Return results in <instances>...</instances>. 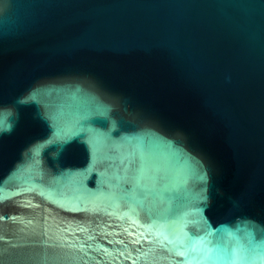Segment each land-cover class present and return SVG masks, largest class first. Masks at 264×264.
I'll use <instances>...</instances> for the list:
<instances>
[{"label": "water", "instance_id": "1", "mask_svg": "<svg viewBox=\"0 0 264 264\" xmlns=\"http://www.w3.org/2000/svg\"><path fill=\"white\" fill-rule=\"evenodd\" d=\"M0 264H264V0H0Z\"/></svg>", "mask_w": 264, "mask_h": 264}]
</instances>
